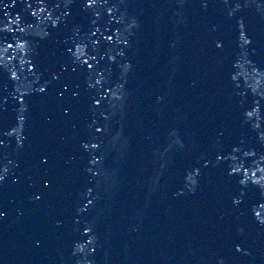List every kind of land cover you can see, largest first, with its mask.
Segmentation results:
<instances>
[{"label":"water","instance_id":"obj_1","mask_svg":"<svg viewBox=\"0 0 264 264\" xmlns=\"http://www.w3.org/2000/svg\"><path fill=\"white\" fill-rule=\"evenodd\" d=\"M33 12V0H0V175L5 177L0 181V208L6 212L0 217V264H68L51 111Z\"/></svg>","mask_w":264,"mask_h":264},{"label":"snow or ice","instance_id":"obj_2","mask_svg":"<svg viewBox=\"0 0 264 264\" xmlns=\"http://www.w3.org/2000/svg\"><path fill=\"white\" fill-rule=\"evenodd\" d=\"M92 2H93V0H88V7H91L92 6ZM14 6V5H13ZM29 7H31V5H29ZM32 15H35V13L33 12L32 13ZM94 35H95V33H94ZM106 39H111V37H106ZM97 43H99V40H97ZM218 47H220V46H222V45H217ZM12 47V44L11 43H9L8 44V48H11ZM85 64H87V66L89 67V68H91L92 67V65L91 64H89L88 63V61H85ZM13 78H15V77H13ZM41 91H46V89H41ZM97 103H98V101H97ZM249 115H251V113H249ZM98 131H100L101 129H97ZM43 164H47L48 163V161H47V159H43L42 158V161H41ZM253 175H255V174H253ZM5 179V177L3 176V175H0V181H3ZM47 186H50V185H47ZM41 197L40 196H36V199L37 200H39ZM89 203H91V201H89ZM261 207L262 208H264V204H262L261 205ZM4 215H6V212L4 211V209H2V208H0V217H3ZM261 215V213H259V212H257L256 213V216H260ZM89 243H91V241H89ZM238 252L239 251H242V249L241 248H237L236 249ZM93 252H95V249L93 248Z\"/></svg>","mask_w":264,"mask_h":264}]
</instances>
